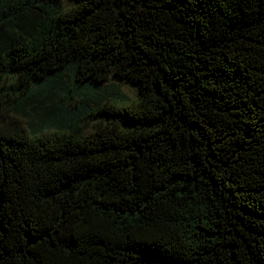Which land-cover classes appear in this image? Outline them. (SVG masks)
<instances>
[{
    "label": "trees",
    "instance_id": "16d2710c",
    "mask_svg": "<svg viewBox=\"0 0 264 264\" xmlns=\"http://www.w3.org/2000/svg\"><path fill=\"white\" fill-rule=\"evenodd\" d=\"M75 1L0 0V264H264V0Z\"/></svg>",
    "mask_w": 264,
    "mask_h": 264
},
{
    "label": "rangeland",
    "instance_id": "374dc122",
    "mask_svg": "<svg viewBox=\"0 0 264 264\" xmlns=\"http://www.w3.org/2000/svg\"><path fill=\"white\" fill-rule=\"evenodd\" d=\"M77 2L75 0H62V7L63 8H69L75 5ZM109 82L111 83H117L120 86L121 91L130 96L131 98H135L137 96V88L132 83L126 82V81H116L113 78L109 79Z\"/></svg>",
    "mask_w": 264,
    "mask_h": 264
}]
</instances>
